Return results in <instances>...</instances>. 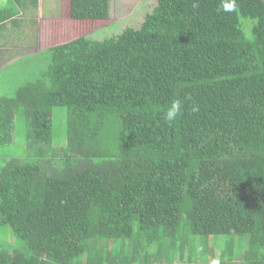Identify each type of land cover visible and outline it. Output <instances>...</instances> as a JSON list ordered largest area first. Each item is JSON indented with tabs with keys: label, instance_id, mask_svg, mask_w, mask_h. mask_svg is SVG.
Segmentation results:
<instances>
[{
	"label": "trees",
	"instance_id": "obj_1",
	"mask_svg": "<svg viewBox=\"0 0 264 264\" xmlns=\"http://www.w3.org/2000/svg\"><path fill=\"white\" fill-rule=\"evenodd\" d=\"M109 3L64 0L42 28L46 70L0 94V147L24 116L31 149L0 170V227L19 245L0 264H264V0H158L139 29L86 38Z\"/></svg>",
	"mask_w": 264,
	"mask_h": 264
},
{
	"label": "rangeland",
	"instance_id": "obj_2",
	"mask_svg": "<svg viewBox=\"0 0 264 264\" xmlns=\"http://www.w3.org/2000/svg\"><path fill=\"white\" fill-rule=\"evenodd\" d=\"M158 0H110V12L106 21H99L97 25L91 27L90 32L84 33L81 36L93 41H104L106 39L117 38L123 31L131 27L139 29L143 24L147 14H150L157 5ZM245 20H242L244 24ZM49 65V57L45 53L27 59L17 64L4 66L0 71V94L6 97H15L18 88L28 82L37 80ZM53 128H54V143L52 145V155L56 158L62 156V151L66 145V118L65 110L54 108L52 110ZM28 128L27 119L24 116L16 119L14 130L12 133V142L4 147H0V170L4 163L10 160L16 161H31L29 153V143L27 140ZM225 240L227 238H219L216 244V259L221 260V252L224 250ZM16 246V239L7 227H0V248H8L12 251ZM98 249H103L104 259H108L109 251H107V243L97 245ZM247 247V246H246ZM130 254V252H129ZM128 254V255H129ZM133 253L128 257H132ZM234 264H244L242 255L236 254ZM144 257L140 258V262ZM87 257L80 259L84 264ZM189 257L186 254L183 256V263L187 262ZM106 261V260H105ZM105 264H108L106 262ZM175 264H180L177 262Z\"/></svg>",
	"mask_w": 264,
	"mask_h": 264
},
{
	"label": "crops",
	"instance_id": "obj_3",
	"mask_svg": "<svg viewBox=\"0 0 264 264\" xmlns=\"http://www.w3.org/2000/svg\"><path fill=\"white\" fill-rule=\"evenodd\" d=\"M63 8L64 0H0V71L49 50L42 28L63 20Z\"/></svg>",
	"mask_w": 264,
	"mask_h": 264
},
{
	"label": "clouds",
	"instance_id": "obj_4",
	"mask_svg": "<svg viewBox=\"0 0 264 264\" xmlns=\"http://www.w3.org/2000/svg\"><path fill=\"white\" fill-rule=\"evenodd\" d=\"M236 7V0H232V7L226 10L235 11ZM183 103V100L180 98L173 99L165 108L163 112V119L168 123L175 122L182 115ZM192 110L198 111V107L193 105Z\"/></svg>",
	"mask_w": 264,
	"mask_h": 264
}]
</instances>
